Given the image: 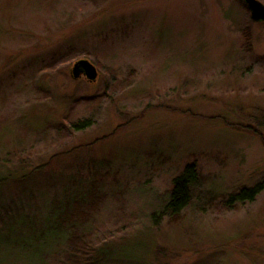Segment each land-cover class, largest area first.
<instances>
[{
  "label": "rangeland",
  "instance_id": "1",
  "mask_svg": "<svg viewBox=\"0 0 264 264\" xmlns=\"http://www.w3.org/2000/svg\"><path fill=\"white\" fill-rule=\"evenodd\" d=\"M192 164L189 205L159 216ZM0 175L32 190L1 184L0 207L33 205L0 264H69L46 208L90 187L80 264H264V191L226 203L264 183V22L242 0H0Z\"/></svg>",
  "mask_w": 264,
  "mask_h": 264
},
{
  "label": "trees",
  "instance_id": "2",
  "mask_svg": "<svg viewBox=\"0 0 264 264\" xmlns=\"http://www.w3.org/2000/svg\"><path fill=\"white\" fill-rule=\"evenodd\" d=\"M90 124L89 121H85L75 127L81 130ZM31 174L35 175V172H29L27 176L29 177ZM27 176L25 175L18 179L17 177L6 176V178L0 175V185L8 184V182L12 181L10 184L16 188L17 192L20 190L28 191L30 190L29 187L24 185ZM197 181L198 174L195 165H187L182 174L173 181L172 190L169 192L167 202H164L163 210L159 216L164 214H170L172 217L179 215L189 205L191 187ZM90 189L92 188H88L87 191L78 190L75 193L68 194L62 197L59 202H49L46 208V217L42 224L43 232L44 234H54L60 237L63 242L65 241L66 247L68 248L65 257L67 262L69 261V264H80L82 260L88 263L89 255L93 252V248L91 249V245H89L88 235L81 234L77 230L78 226L85 225L101 208L100 205L102 202H100L99 197H96L97 199L94 198ZM262 191H264V183L258 184L250 189H242L230 196L226 202L227 206L232 207L246 202H253ZM32 206L29 202L24 205L21 204V207H18L17 211L15 209L13 211L11 209L9 210V208L0 207V233H4L6 237H10L11 234L9 233H13V228L8 229L7 227L9 225V219L13 221L16 218L17 223L18 220L24 221L25 217L29 218L30 216L25 211H30L31 213ZM23 227L26 228L25 225ZM99 258L98 256L94 258V263Z\"/></svg>",
  "mask_w": 264,
  "mask_h": 264
},
{
  "label": "water",
  "instance_id": "3",
  "mask_svg": "<svg viewBox=\"0 0 264 264\" xmlns=\"http://www.w3.org/2000/svg\"><path fill=\"white\" fill-rule=\"evenodd\" d=\"M246 6L251 21L255 23L264 22V5L257 0H242ZM84 77L88 82H95L98 77V72L94 65L87 60L77 61L71 70V78L77 80Z\"/></svg>",
  "mask_w": 264,
  "mask_h": 264
}]
</instances>
